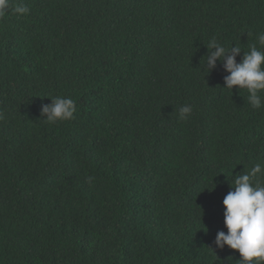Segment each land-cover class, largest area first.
Masks as SVG:
<instances>
[{
	"label": "trees",
	"instance_id": "16d2710c",
	"mask_svg": "<svg viewBox=\"0 0 264 264\" xmlns=\"http://www.w3.org/2000/svg\"><path fill=\"white\" fill-rule=\"evenodd\" d=\"M9 2L0 264H237L214 241L235 176L264 163V105L205 70L206 45L264 50V0ZM57 96L76 112L50 124Z\"/></svg>",
	"mask_w": 264,
	"mask_h": 264
},
{
	"label": "clouds",
	"instance_id": "9594fccd",
	"mask_svg": "<svg viewBox=\"0 0 264 264\" xmlns=\"http://www.w3.org/2000/svg\"><path fill=\"white\" fill-rule=\"evenodd\" d=\"M11 7L9 0H0V17L5 16ZM14 11L24 15L30 9L20 4L15 6ZM257 40L259 45L264 46V33L258 34ZM206 47L209 53L205 70L211 72L220 61L228 73L224 77V88L232 91L234 88L246 89L249 93L248 103L252 108L260 109L264 105V50L254 44L250 51L242 52L239 45L225 46L215 37ZM241 53L243 56L238 62L237 57ZM50 99L51 104L42 105L41 115L46 117L45 122L55 124L74 117L76 102L72 98L57 96ZM191 112V106L184 105L179 108V118L187 120ZM0 118H3L2 113ZM92 179L88 177L89 182ZM223 205L227 232L217 233L214 241L216 248L223 250L227 246L237 251L241 257L237 264H264V163H257L235 176L234 186L231 185Z\"/></svg>",
	"mask_w": 264,
	"mask_h": 264
}]
</instances>
